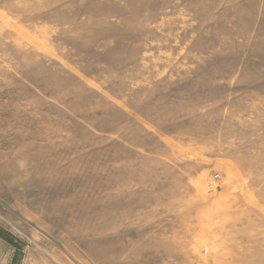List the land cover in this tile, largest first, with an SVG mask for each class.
Wrapping results in <instances>:
<instances>
[{"label": "rangeland", "instance_id": "1", "mask_svg": "<svg viewBox=\"0 0 264 264\" xmlns=\"http://www.w3.org/2000/svg\"><path fill=\"white\" fill-rule=\"evenodd\" d=\"M0 264H264V0H0Z\"/></svg>", "mask_w": 264, "mask_h": 264}]
</instances>
